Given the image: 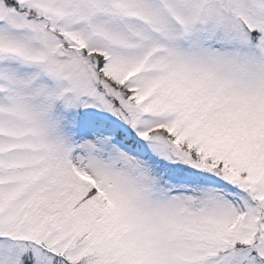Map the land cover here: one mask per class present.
Returning a JSON list of instances; mask_svg holds the SVG:
<instances>
[{
	"label": "snow or ice",
	"instance_id": "1",
	"mask_svg": "<svg viewBox=\"0 0 264 264\" xmlns=\"http://www.w3.org/2000/svg\"><path fill=\"white\" fill-rule=\"evenodd\" d=\"M0 264H264V0H0Z\"/></svg>",
	"mask_w": 264,
	"mask_h": 264
}]
</instances>
